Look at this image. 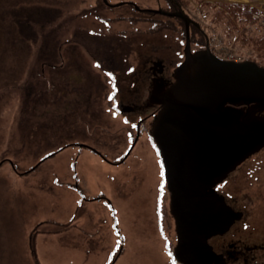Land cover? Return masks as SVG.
<instances>
[{
	"label": "rangeland",
	"instance_id": "rangeland-1",
	"mask_svg": "<svg viewBox=\"0 0 264 264\" xmlns=\"http://www.w3.org/2000/svg\"><path fill=\"white\" fill-rule=\"evenodd\" d=\"M120 1L157 5L109 0ZM180 1L201 24L198 41L208 37L224 57H254L237 37L264 32V0ZM221 1L248 3L258 11L255 20L215 21L207 2ZM17 4L33 20L0 29V161L7 159L0 165V264H107L120 237L123 251L114 264H176L157 222L163 179L147 130L141 128L122 162L104 159H118L135 135L136 117L122 113L118 99L137 67L152 47L169 57L182 46L178 28L155 24L175 18L128 2L0 0L7 19ZM10 161L27 171L17 173ZM229 188L253 197L252 225L263 228L264 147L243 161Z\"/></svg>",
	"mask_w": 264,
	"mask_h": 264
},
{
	"label": "water",
	"instance_id": "water-1",
	"mask_svg": "<svg viewBox=\"0 0 264 264\" xmlns=\"http://www.w3.org/2000/svg\"><path fill=\"white\" fill-rule=\"evenodd\" d=\"M157 11L180 16L186 29L184 57L172 79L157 80L149 95L158 105L150 134L171 192L174 254L183 264H213L207 238L224 212L222 204L216 210L212 187L264 147V66L222 59L207 43L191 51L189 23L197 22L182 11Z\"/></svg>",
	"mask_w": 264,
	"mask_h": 264
},
{
	"label": "flooded vegetation",
	"instance_id": "flooded-vegetation-1",
	"mask_svg": "<svg viewBox=\"0 0 264 264\" xmlns=\"http://www.w3.org/2000/svg\"><path fill=\"white\" fill-rule=\"evenodd\" d=\"M101 1L106 5H119L123 2H128L138 11L158 13L169 18H175L176 21L171 19L155 20V24H164L165 28H178L183 37L182 46L177 47V50H171V55L169 57L156 53V50H154V47H152V52L146 54V59L143 61V66H141V68L139 67L140 65L137 67L133 77L132 85L125 88L123 96L118 99V109H120L125 115L131 116L134 114L136 117L134 120L136 128L135 135L131 139L127 150L118 159L110 160L109 158L102 156L101 152L99 153L95 149H92L89 144L74 141L73 144L79 145L81 147H89L96 151L102 157H104L108 163L117 164L122 162L130 154L138 139L141 128H145L148 135L152 139L150 135V125L153 114L157 109V104L152 103L149 99L153 84H155L157 80L163 82L164 84L169 83L172 79L171 69L183 57V46L186 38L184 20L180 16L159 12L157 9L165 12L182 11L187 13V11L182 6L180 0H157V5L153 8L141 7L133 1H120L116 3H110L109 0ZM201 28V25L189 23V39L191 42V50H197L203 46L201 41H198L199 36L196 38L194 37V33H199ZM0 35L2 36V34ZM58 57L62 62L63 57L61 52H59ZM59 149L60 148L57 150ZM48 156L50 155H46L43 159L47 158ZM158 158L160 172L163 179L164 197L159 199L158 208L160 212L158 213L157 222L160 229L164 230L165 237H167L168 242L166 247L172 260L176 264H183L175 257L174 254V247L177 243L176 222L171 210V192L167 186V181L164 176V168L159 156V152ZM4 160L7 159L4 158ZM242 163L243 162L237 165L233 170L229 171L225 177L216 182V184L212 187L214 191L218 193L217 197L219 198L217 200V204L215 203V207L217 208L216 210H218L219 205L222 204V210L224 212L222 223L214 230L216 233L208 236L207 238V242L213 251V264H264V227L261 229H255L252 225L254 217L251 205L253 204L254 199L247 192L237 195L233 189L229 188V183L237 174ZM11 164L17 173H24L27 171V169L18 171L15 167V164L12 162ZM75 188L78 190V193H81V190L78 186H75ZM98 196L99 198L103 197L106 200L109 199L108 197H105L104 194ZM83 199L87 200L88 198L83 197ZM226 223H228L227 227L225 226ZM88 232L89 229L86 231V238ZM167 234L170 235L167 236ZM119 239L120 244L117 245L115 252H113L107 264H114L123 251L122 239L121 237Z\"/></svg>",
	"mask_w": 264,
	"mask_h": 264
},
{
	"label": "trees",
	"instance_id": "trees-1",
	"mask_svg": "<svg viewBox=\"0 0 264 264\" xmlns=\"http://www.w3.org/2000/svg\"><path fill=\"white\" fill-rule=\"evenodd\" d=\"M207 4H209L214 10V20L221 22L231 23L233 20L238 22L247 20L254 21V14L258 12L255 7L245 2L221 1L218 3L207 2ZM10 8L12 11L10 12L11 14L9 19H7L8 14L6 13V9L3 7L0 8V29H6V27L9 28L14 26L15 29L18 30V27L21 29L25 24H27V22L31 24L33 19L31 17L28 18L25 14H23L24 9L22 6L20 7L19 4H17L10 6ZM33 8H35V11L37 10V6H33ZM260 16L261 14L258 15V17ZM262 30H264V28ZM231 31H233V29L228 30L227 32L229 34H233ZM18 37H20L19 42L22 43V36L18 34ZM237 39H239L243 45H249L254 53V57L252 59H254L258 64L264 66V32L260 35H249L243 31L238 34ZM12 42H15V38H12Z\"/></svg>",
	"mask_w": 264,
	"mask_h": 264
}]
</instances>
